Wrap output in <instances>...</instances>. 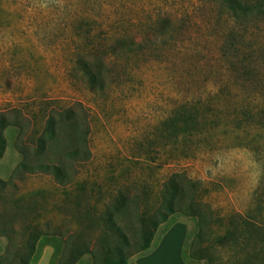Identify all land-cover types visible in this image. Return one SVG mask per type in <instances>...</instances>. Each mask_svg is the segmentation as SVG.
Segmentation results:
<instances>
[{
    "label": "rangeland",
    "instance_id": "obj_1",
    "mask_svg": "<svg viewBox=\"0 0 264 264\" xmlns=\"http://www.w3.org/2000/svg\"><path fill=\"white\" fill-rule=\"evenodd\" d=\"M221 14L215 0H0V117L11 122L0 180H12L0 190V230H7L0 264H59L71 253L75 264H105L117 242L103 227L104 207L120 196L139 199L130 214H118L132 240L137 213L172 175L206 190L200 201L214 214H259L264 222V127L242 116L264 108V15L241 30ZM164 21L175 29L165 45L152 35ZM229 33L241 37L242 53H222ZM116 37L142 48L107 56L106 87L91 93L74 62L88 52L99 57L100 44ZM198 101L223 109L224 124L168 144L162 121ZM70 108L86 119L90 153L67 162L72 181L11 178L19 141L33 147L45 116ZM63 138L55 160L67 149ZM196 232L195 218L175 213L127 264H206L188 255Z\"/></svg>",
    "mask_w": 264,
    "mask_h": 264
},
{
    "label": "trees",
    "instance_id": "obj_2",
    "mask_svg": "<svg viewBox=\"0 0 264 264\" xmlns=\"http://www.w3.org/2000/svg\"><path fill=\"white\" fill-rule=\"evenodd\" d=\"M215 1L222 8L221 16L237 23L241 30L245 29L248 20L264 15V0ZM155 28L157 33L154 32L153 37H160V43L164 45L170 39L171 33L175 31L168 21H164ZM166 38L169 39L166 40ZM237 39L241 40V37L238 38L233 33H229L222 49L224 55L228 51H235L236 54L242 53V50L236 46ZM110 41L111 39H105L100 44L99 57L97 54L93 56L91 52H88L86 57L80 56L74 62L75 69L91 93H102L106 87L104 73L107 63L104 59L107 56L115 57L121 53H133L142 48V44L119 37ZM93 50L97 51V48ZM93 50L92 52H95ZM245 61L243 57L238 63L244 65ZM81 113L75 108H70L45 116L39 135L34 141L32 140L33 147H28L19 141L17 149L22 159L11 178L41 173L51 175L58 184H69L73 176L70 173L71 166L67 165V162H84L90 155L87 144L89 127ZM224 115L223 109L209 102L183 103L172 110L162 121L167 143L176 144L181 138L215 130L224 124L226 118ZM242 116L264 127V108L256 114L246 108L242 111ZM10 125L11 122L5 117H0V158L6 146L3 132ZM15 125L20 130L21 140L22 127L18 123ZM64 136L68 141L67 149L61 158L55 160L51 155L56 145L64 140ZM11 183L12 180L8 182L0 180V190ZM204 193L207 191L199 190L196 182H191L178 175L170 176L162 185L151 207L143 206L137 213L139 229L133 233L132 240L127 238L118 224V214H130V208L138 205L139 199L120 196L112 205H106L102 213L107 214L103 218V227L116 239L117 246L111 252L109 251L110 257L106 259L105 264H127L129 255L147 250L158 226L175 213L195 218L197 222V232L192 237L188 248L190 259L203 261L206 264H264V222L259 218V214L219 216L200 201ZM6 234V229L0 230V235ZM131 245L135 250L127 253L125 249ZM76 260V255L71 253L68 258H61L59 264H75Z\"/></svg>",
    "mask_w": 264,
    "mask_h": 264
}]
</instances>
